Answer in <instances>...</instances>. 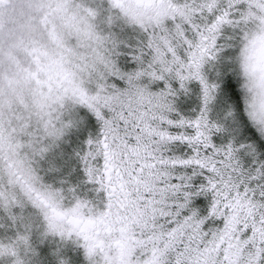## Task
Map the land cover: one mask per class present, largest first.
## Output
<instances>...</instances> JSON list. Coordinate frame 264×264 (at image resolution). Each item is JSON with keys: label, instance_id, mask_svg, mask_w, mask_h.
Here are the masks:
<instances>
[{"label": "snow or ice", "instance_id": "snow-or-ice-1", "mask_svg": "<svg viewBox=\"0 0 264 264\" xmlns=\"http://www.w3.org/2000/svg\"><path fill=\"white\" fill-rule=\"evenodd\" d=\"M0 264H264V0H0Z\"/></svg>", "mask_w": 264, "mask_h": 264}]
</instances>
